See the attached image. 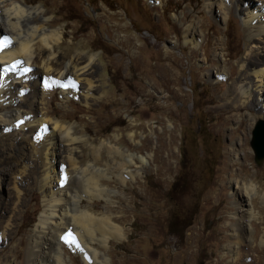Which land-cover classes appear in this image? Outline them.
<instances>
[{
  "label": "rangeland",
  "instance_id": "obj_1",
  "mask_svg": "<svg viewBox=\"0 0 264 264\" xmlns=\"http://www.w3.org/2000/svg\"><path fill=\"white\" fill-rule=\"evenodd\" d=\"M206 3L29 0L28 5L46 10L49 29L64 34L57 50L60 62L68 60V52L93 55L98 70L94 99L88 104L66 101L61 89H54L51 116L75 126L94 145L117 134L125 150L151 157L135 181L103 180L118 192L112 212L127 235L120 242L112 239L103 250L107 264H264V204L253 199L259 220L253 219L251 231L246 230L232 191L240 179L253 181L264 194V160L255 163L250 147L264 111L258 108L250 115L245 106L238 111L227 106L235 98L241 104L229 78L238 80L253 45L235 11L223 24ZM189 30L201 38L197 47L186 42ZM218 70L225 81L212 80ZM18 145L12 133H0L1 208L4 221L13 222L12 238L0 242V264H28L29 239L44 212L35 185H22L19 208L14 199L9 201L15 171H3L21 157ZM231 148L238 150L237 162L231 160ZM79 151L85 160L92 159L90 147ZM96 204L95 212L106 211L104 202ZM174 219L177 234L169 230ZM64 249L67 264H84L68 244Z\"/></svg>",
  "mask_w": 264,
  "mask_h": 264
},
{
  "label": "bare ground",
  "instance_id": "obj_2",
  "mask_svg": "<svg viewBox=\"0 0 264 264\" xmlns=\"http://www.w3.org/2000/svg\"><path fill=\"white\" fill-rule=\"evenodd\" d=\"M28 3L29 0H0V133H12L19 142L21 154L16 165L3 171L4 174L15 171L10 174L14 195L9 201L15 200L16 209L21 206L24 184L35 185L44 198V212L29 239L28 264H67L66 244L84 264H107L109 259L103 250L110 247L112 239L120 242L127 235L112 212L118 192L108 188L103 180L116 176L124 185L135 181L150 165L151 157L125 150L119 145L117 134L94 145L75 126L51 116L50 99L54 89H61L66 101L76 98L88 104L94 99L99 88L93 78L98 70L93 55L68 52V60L60 62L57 50L64 34L58 29H49L50 20L42 6ZM206 6L216 21L223 24L235 11L253 45L247 63L241 65L243 72L238 80L229 78L241 100V104L237 98L227 102L229 110L238 111L245 106L250 115L258 108L264 111V0H207ZM190 30L186 33V42L197 47L201 38ZM248 71L252 74L250 78L245 76ZM224 75L218 70L211 77L220 82L227 79ZM133 136L130 135L132 140ZM86 146L90 147L91 160H85L80 154L79 150ZM103 151L108 158L104 159ZM237 151L231 148L229 152L232 162L239 160ZM232 188L242 212L238 218L246 219L245 228L251 231L250 222L259 220L253 199L259 197L264 204V194L259 193L253 181L246 183L237 179ZM100 202H104L106 209L102 214L94 210ZM1 204L4 202L0 201L3 215L6 210ZM5 214L3 221L0 218L3 245L12 238L13 227L12 220L4 221ZM229 252L238 257L236 251L229 249Z\"/></svg>",
  "mask_w": 264,
  "mask_h": 264
},
{
  "label": "water",
  "instance_id": "obj_3",
  "mask_svg": "<svg viewBox=\"0 0 264 264\" xmlns=\"http://www.w3.org/2000/svg\"><path fill=\"white\" fill-rule=\"evenodd\" d=\"M250 147L255 163L264 160V120H258L251 134Z\"/></svg>",
  "mask_w": 264,
  "mask_h": 264
},
{
  "label": "trees",
  "instance_id": "obj_4",
  "mask_svg": "<svg viewBox=\"0 0 264 264\" xmlns=\"http://www.w3.org/2000/svg\"><path fill=\"white\" fill-rule=\"evenodd\" d=\"M176 224H177V223H175V219H174V220H172V221L170 222V225H169V230H170L172 233H174V234H177ZM190 224H191L190 221L187 222V223H185L183 229H185L186 227H188Z\"/></svg>",
  "mask_w": 264,
  "mask_h": 264
}]
</instances>
